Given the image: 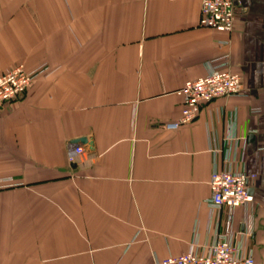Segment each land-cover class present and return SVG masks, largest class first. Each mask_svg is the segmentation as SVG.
<instances>
[{
	"label": "crops",
	"instance_id": "0c3cea01",
	"mask_svg": "<svg viewBox=\"0 0 264 264\" xmlns=\"http://www.w3.org/2000/svg\"><path fill=\"white\" fill-rule=\"evenodd\" d=\"M201 2L0 0V73L44 69L0 109V264H155L212 238L209 180L230 134L235 166L256 174L248 247L264 264V0H239L231 34L200 24ZM225 49L243 94L167 128L180 88ZM81 137L95 149L69 164Z\"/></svg>",
	"mask_w": 264,
	"mask_h": 264
},
{
	"label": "built area",
	"instance_id": "2783aa9c",
	"mask_svg": "<svg viewBox=\"0 0 264 264\" xmlns=\"http://www.w3.org/2000/svg\"><path fill=\"white\" fill-rule=\"evenodd\" d=\"M239 0H202L200 24L219 32L231 34L235 28ZM222 46L230 45V38L220 40ZM44 69L28 71L23 63H18L0 73V109L12 100L26 93L36 76ZM182 96L181 115L166 124L169 129H176L193 122L204 104L218 97H232L243 94L242 75L231 67V52L225 49L208 62L205 74L188 79L178 91ZM253 112L260 108L254 107ZM223 166L214 162V169L209 180V194L206 202L212 212H217L218 220L223 214V224L211 228L212 238L200 241L198 233L187 251L156 260L155 264H255L254 254L248 247L253 236L249 219L255 196L250 190L256 174L236 167V154L240 147V137L236 134L226 136ZM214 145V144H213ZM215 155L224 150L214 145ZM89 150L81 143L69 144L67 161L74 164L85 160ZM243 209L242 228L235 229L236 209ZM213 225V222H212ZM211 227V226H210Z\"/></svg>",
	"mask_w": 264,
	"mask_h": 264
},
{
	"label": "water",
	"instance_id": "95a60500",
	"mask_svg": "<svg viewBox=\"0 0 264 264\" xmlns=\"http://www.w3.org/2000/svg\"><path fill=\"white\" fill-rule=\"evenodd\" d=\"M237 11H238V9H237ZM79 142L87 143L88 150L89 151H94L95 147H94L92 139H90L88 137H81V138H76V139L73 140V143H79ZM250 191L252 192L253 190L251 189Z\"/></svg>",
	"mask_w": 264,
	"mask_h": 264
}]
</instances>
